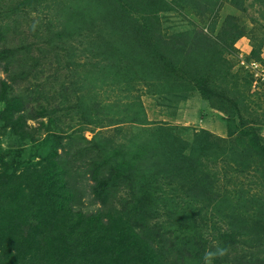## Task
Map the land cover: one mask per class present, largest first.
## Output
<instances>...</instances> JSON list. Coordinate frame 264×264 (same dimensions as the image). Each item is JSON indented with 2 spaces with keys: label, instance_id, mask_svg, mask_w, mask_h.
<instances>
[{
  "label": "rangeland",
  "instance_id": "obj_1",
  "mask_svg": "<svg viewBox=\"0 0 264 264\" xmlns=\"http://www.w3.org/2000/svg\"><path fill=\"white\" fill-rule=\"evenodd\" d=\"M263 68L264 0H0V172L62 142L83 214L120 165L108 205L139 207L163 243L190 259L228 231L241 253L200 264H264Z\"/></svg>",
  "mask_w": 264,
  "mask_h": 264
},
{
  "label": "trees",
  "instance_id": "obj_2",
  "mask_svg": "<svg viewBox=\"0 0 264 264\" xmlns=\"http://www.w3.org/2000/svg\"><path fill=\"white\" fill-rule=\"evenodd\" d=\"M3 56L8 61L5 50ZM204 95L211 97L208 91ZM5 102L1 118L13 129L18 104L8 97ZM61 146L59 141L50 144L47 165L18 174L0 172V264H180L181 260L186 264L193 258L200 264L206 259V251L219 247L226 249L224 255L206 260L221 263L231 253L235 257L241 253L238 239L224 231L211 241L197 242L194 247L199 251L187 259L188 255L180 253L183 246L176 239L166 244L161 235L151 234L156 229L150 225L156 226L150 224L152 218L147 213L137 211L139 207L130 206V202L122 210L108 205L112 196L108 189L116 193L118 185L127 179L120 165L113 178L101 176L103 183L95 187L99 197L106 200L104 208L83 214L74 208L76 195L67 188L66 171L56 160ZM128 182L130 201H135ZM240 259L247 262L246 257Z\"/></svg>",
  "mask_w": 264,
  "mask_h": 264
},
{
  "label": "clouds",
  "instance_id": "obj_3",
  "mask_svg": "<svg viewBox=\"0 0 264 264\" xmlns=\"http://www.w3.org/2000/svg\"><path fill=\"white\" fill-rule=\"evenodd\" d=\"M225 252H226V249L225 248H222V247H219V248L215 249L214 251L208 250L205 253V258L210 260L211 258H213L215 256H218V255L219 256H222V255H224Z\"/></svg>",
  "mask_w": 264,
  "mask_h": 264
},
{
  "label": "built area",
  "instance_id": "obj_4",
  "mask_svg": "<svg viewBox=\"0 0 264 264\" xmlns=\"http://www.w3.org/2000/svg\"><path fill=\"white\" fill-rule=\"evenodd\" d=\"M255 65H257V64H255ZM261 70H262V80L264 81V68ZM257 75H259V74H257ZM262 89L264 90V87Z\"/></svg>",
  "mask_w": 264,
  "mask_h": 264
}]
</instances>
